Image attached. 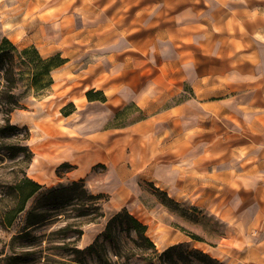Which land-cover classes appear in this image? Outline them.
Returning a JSON list of instances; mask_svg holds the SVG:
<instances>
[{
    "label": "rangeland",
    "instance_id": "obj_1",
    "mask_svg": "<svg viewBox=\"0 0 264 264\" xmlns=\"http://www.w3.org/2000/svg\"><path fill=\"white\" fill-rule=\"evenodd\" d=\"M5 1L13 27L5 30L0 17V66L8 68L7 73L0 69V264H264V0ZM50 6L52 13H40ZM3 8L0 4V11ZM25 12L29 15L22 20ZM20 26L22 35L17 37ZM64 66L74 75L60 99L80 94L96 76H103L102 87L114 89L112 96L124 99L121 107L108 109L103 91H90V105L66 122L79 135H69L45 119L54 103L33 107V97L52 92V70ZM46 68L49 73H44ZM247 93L251 103L241 96ZM172 106L176 108L171 113L150 118ZM73 108L69 104L60 115ZM185 109L203 114L192 133L185 130ZM97 115L106 117L105 126L89 118ZM7 117L15 129H4ZM34 125L41 131L31 130ZM104 129V136L87 135ZM183 136L188 137L185 144L172 149L170 142ZM152 142L170 153L159 158L166 166L178 167L179 161L193 158L199 172L182 169L169 181L189 199L137 179L136 173L149 161ZM238 146L246 148L249 160L231 155ZM62 147L69 149L67 154L61 153ZM35 154L40 164L29 172ZM60 159L65 161L57 165ZM25 175L44 185L41 193L83 178L84 197L100 194L104 215L61 229L81 218L73 210L85 199L78 195L84 188L80 185L74 200L60 206V219L41 221L23 233L27 213L40 197L37 193L13 224L5 225L1 214L12 196L10 184ZM211 204L252 227L250 244L238 249L221 242L233 226L210 212ZM119 212L111 235L105 237L109 220ZM125 212L147 226L144 235L152 243ZM160 224L172 235L182 232L162 250L152 240ZM97 237L105 246L98 247L102 261L95 253L76 249ZM174 244L197 251L189 258L181 257L180 249L162 254ZM252 251L258 255L255 260L248 259ZM75 256L82 262L69 259Z\"/></svg>",
    "mask_w": 264,
    "mask_h": 264
},
{
    "label": "bare ground",
    "instance_id": "obj_2",
    "mask_svg": "<svg viewBox=\"0 0 264 264\" xmlns=\"http://www.w3.org/2000/svg\"><path fill=\"white\" fill-rule=\"evenodd\" d=\"M0 4L2 7H4L3 9H1L0 11V17L2 18V27L5 30H9L12 29L13 24L11 19H9V17L7 16L8 14V7L9 4L7 3V1L5 0H0ZM7 7V8H5ZM54 11V7L50 6L45 8L44 10H41L40 13L43 12H49L52 13ZM29 13L25 12L22 20H26V18L28 17ZM61 21H64V17H61ZM15 36L20 37L22 35V30L23 27H17L15 29ZM10 36L12 37L11 34L8 35V37L10 38ZM39 52L43 55L46 54V50L44 47H40L39 48ZM74 75V73L69 70V68L67 66L61 67L59 69H54L51 72V76L53 78V81L50 83V86L52 87V92L48 93L47 95H45L43 98L39 99L37 97H33L34 98V102H33V107H48L50 105H52L53 103L54 105V109L53 111H51L48 115L45 116L46 120L49 121H54L57 126L64 132H67L69 135H79V131H77L75 128L68 126L67 125V121L69 120V118L73 117V116H77L80 112V110L85 109L86 108V103L88 102V95L87 92L89 90H103V92L108 95V99L106 101V103H113V104H119V102L121 101V97L119 96H112V93L114 91L113 88L111 87H102V81H103V76H96L95 78H93V80L89 83H86L82 89H81V93L80 94H70L68 95L66 98L60 99L59 94L66 91L70 85H65V83L67 82V79H69L70 77H72ZM144 95H142L139 98V102L143 103L144 102ZM69 104H73L75 107H77L76 111L71 112L68 115H60L61 110L68 106ZM54 114L57 115V117H53ZM137 125V124H136ZM136 125H133L134 127ZM31 130H40L41 129L37 126H31L30 127ZM190 133H191V129ZM189 130L186 131L189 132ZM194 131V130H193ZM89 137H100V136H104L105 132H100V131H94V132H90L87 134ZM45 132H42V135H40L41 138L45 137ZM186 140H184V138L179 139L178 137L175 138L174 140L171 141V148L174 149L175 147H178L180 145H182V143H184ZM67 148H61V153L62 154H67ZM160 151H162L161 147L158 145L157 142H152L149 146L148 149V154L149 156L155 155L157 153H159ZM231 155L237 157V158H245L246 160H249L251 158V156L247 155V151L246 148H244L243 146H238L234 149L231 150ZM62 159H60L59 161H61ZM40 164V156L35 154L33 155L31 162H30V168H29V172H31V170H34L38 167V165ZM180 169H186V167L179 165ZM190 170L193 171H197L199 172L194 166L188 168ZM156 184L161 185L160 181H157ZM93 187V185H91ZM185 193L183 189L179 188V189H174V188H169V194H183ZM208 209L210 210V212H212L213 214H215L216 216H218L219 218L227 221L230 225L233 226V231L230 234L229 237H223L222 241H228V243L231 244V246L241 249L244 247V244L247 242L248 244H250V234L249 231L251 230V226L246 225L242 220L239 219H234L231 215L224 213L222 208L215 205V204H211ZM132 214H135L134 211H131ZM155 231L158 232V234L155 237H152V240L154 242V244L156 245V247L159 250H162L163 246L167 243V242H175L177 240V238L179 237V234H182L181 231H178L175 235L171 234V231L164 225L160 224L158 226H156ZM263 231H264V225H263ZM206 250V249H205ZM257 253L255 251H252L251 254L248 256V259H257ZM262 258H264V251L261 253L260 255Z\"/></svg>",
    "mask_w": 264,
    "mask_h": 264
},
{
    "label": "trees",
    "instance_id": "obj_3",
    "mask_svg": "<svg viewBox=\"0 0 264 264\" xmlns=\"http://www.w3.org/2000/svg\"><path fill=\"white\" fill-rule=\"evenodd\" d=\"M6 44L13 47V42H11L9 39H6ZM3 47L0 46V52L2 51ZM3 53H0V61H3ZM1 70H4L5 73H7L8 68L5 66H0ZM49 68H46L44 73H49ZM39 73H35V76H37L35 80V85H38L40 82V78L38 77ZM7 80L10 78L7 76ZM90 92V91H89ZM88 92V96H89ZM6 124L4 125V129H15L17 126L15 124H12L10 122L9 117L5 119ZM82 185L85 186V180L81 178L80 180H74L69 185L60 184L56 187H51L48 190L41 193L42 188L44 185H42L37 180L25 175L21 178H16L13 180V182L10 184L12 196L9 200H7V204H4L1 218L2 222L5 225L11 226L17 217V215L24 211L27 207V204L29 200L37 193L40 194V197L36 200V203L32 206V208L29 209L27 213V219L26 224L24 226V232L23 233H29L30 229L29 227L32 225H35L41 221L44 220H51V219H60L63 216H57L61 212L60 206H63L66 203H71L74 200L75 192L77 191V187ZM61 196H59V194ZM87 194V189L84 187L82 189V192H78V195L82 198ZM100 194L93 195L90 194L89 197H84L85 199H82L81 201V207L76 208L73 207V210H77V216L85 219L78 218L79 220H75L73 222L67 221L66 225L61 227V229H68L69 227L73 226L77 223H83L84 221L90 222V221H97L101 216L104 215V213L100 210L102 209L101 203L99 202ZM90 198L93 200L91 204H88L90 201ZM88 206H85L87 205ZM127 217L133 222L134 227L137 229L138 233L142 235L146 240H148L149 243H152L151 240L144 235L145 231L147 230V226L142 224L139 220H137L132 215L125 212ZM122 215V212L117 213L114 217H112L109 220V223L107 224L106 228V234L105 237H108V235H111L112 230V222L113 219L116 218V216ZM83 216V217H82ZM55 217V218H52ZM83 231H80L82 233ZM102 249L105 248L103 246V243L100 241L99 237L96 238V240L85 246L84 248H76L78 252L80 253H95L97 254V258L102 261L104 258L102 254L99 252V248ZM180 249V255L183 258H189L191 256H194L193 252L197 251L194 250H186L182 249L180 245L174 244L166 248L162 251V254H170L174 250ZM202 255L206 256V258L210 261H217L214 258H211L210 256H207V254L200 252ZM72 261L75 262H82L81 260H78V257L75 256V258H69ZM108 261V260H106ZM178 264V263H177Z\"/></svg>",
    "mask_w": 264,
    "mask_h": 264
},
{
    "label": "crops",
    "instance_id": "obj_4",
    "mask_svg": "<svg viewBox=\"0 0 264 264\" xmlns=\"http://www.w3.org/2000/svg\"><path fill=\"white\" fill-rule=\"evenodd\" d=\"M41 55H43V54H41ZM50 55L51 54H47V57L50 56ZM64 59H67V57H64ZM89 91H93V92L95 91L96 92L98 90L93 89V90H89ZM241 96H242V98H244V101H248V102L251 103V100H252L251 98H253V97H252V95L250 93L243 94ZM107 99H108V95H106V99L104 101V107L105 108L107 107L108 109H111L112 107H119V106L121 107L122 104L124 103V99H121L119 104H116V105L113 104V103H110V102L106 103ZM91 102H92V100H90L88 98V102H87L88 106L90 105ZM136 103H137L138 106H140V104L138 102H136ZM199 103L202 106V104L205 103V102L203 101V102H199ZM252 103H254V102H252ZM241 105H245V103H242ZM247 105L252 106L253 104H249L248 103ZM254 107H259V106H254ZM175 108H176V106H172V107H170L169 109H167L165 111L157 112L155 115L150 116V118L154 117V116H159V115H162V114H166V112L171 113ZM76 109H77V107L74 106L72 112L76 111ZM84 110H86V108L80 110V112H82ZM252 113H255V112H252ZM79 115L80 114H78L77 116H73V117L69 118V120L67 122L76 119ZM202 115L203 114L201 112L191 111L190 109H185V112H184V119H185V126H186L185 130L187 131L189 129H192L194 123H201L202 122L201 121L202 120V117H201ZM89 118L96 119L97 120L96 122L99 125H102V126H105V124L107 123V122H105L106 121L105 120L106 119L105 116L97 115V116H90ZM102 118H104V120H102ZM161 121H163V120H161ZM107 131H108V129L100 130V132H107ZM93 138H95V137H93ZM182 138H184V140L188 139V137H186V136L180 137L179 139H182ZM166 139H167V137H164L162 142H165ZM182 144H185V142L182 143ZM169 154H170L169 152H166V151L161 152L160 151L159 153H157L155 155L149 156V159H148L149 161H147L145 163V165L141 168V170L136 173L137 179L139 180V177H140L143 181H145L147 183H151L153 186H155L156 189H160L162 191H167V193H169V188L179 189L174 184H170L169 181L171 179H175L177 176H179V174L181 173L182 169H180L179 166L178 167H173L172 165L166 166V164L160 163V161H159L160 160L159 158H166L165 156H168ZM64 161H65V159H62L61 161H59L57 163V165L62 164ZM192 161H193V158L191 156H188V157L184 158L183 161H179L178 165L186 167V169H184V170H190L188 168H190L192 166H195ZM139 162H141V158L139 159ZM71 173H73L72 170L71 171H67V174L71 175ZM157 181H160L161 185L156 184ZM136 183H137V186L140 188L141 186L139 185V182L137 181ZM174 195H177V194H174ZM179 196H181V197H183L185 199H189L188 196H186V193L179 194ZM222 210H224V209H222Z\"/></svg>",
    "mask_w": 264,
    "mask_h": 264
}]
</instances>
